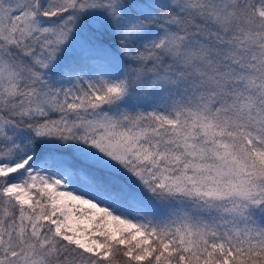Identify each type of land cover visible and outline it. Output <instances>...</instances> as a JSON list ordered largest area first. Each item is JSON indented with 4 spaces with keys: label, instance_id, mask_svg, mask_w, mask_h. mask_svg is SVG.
Listing matches in <instances>:
<instances>
[{
    "label": "snow or ice",
    "instance_id": "snow-or-ice-1",
    "mask_svg": "<svg viewBox=\"0 0 264 264\" xmlns=\"http://www.w3.org/2000/svg\"><path fill=\"white\" fill-rule=\"evenodd\" d=\"M0 264H264V0H0Z\"/></svg>",
    "mask_w": 264,
    "mask_h": 264
}]
</instances>
